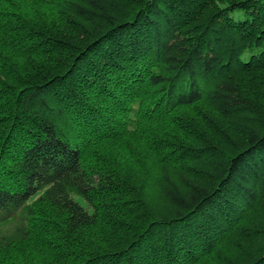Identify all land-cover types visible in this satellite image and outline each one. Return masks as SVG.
Listing matches in <instances>:
<instances>
[{"label":"trees","instance_id":"trees-1","mask_svg":"<svg viewBox=\"0 0 264 264\" xmlns=\"http://www.w3.org/2000/svg\"><path fill=\"white\" fill-rule=\"evenodd\" d=\"M0 264H264V0H0Z\"/></svg>","mask_w":264,"mask_h":264},{"label":"rangeland","instance_id":"rangeland-1","mask_svg":"<svg viewBox=\"0 0 264 264\" xmlns=\"http://www.w3.org/2000/svg\"><path fill=\"white\" fill-rule=\"evenodd\" d=\"M153 180L154 181H152L153 183H151V188H149V196L152 198V199H156L157 197H156V194H158V191H159V188L157 187L158 185H157V182H159L158 181V178L156 177V178H153ZM154 182H156V183H154ZM29 251H31V250H33V249H35V248H27ZM28 251V252H29ZM27 252V250H26V248L24 247V246H22V247H17V249H15V250H12L11 251V253H10V255H11V258L12 257H14L15 259H20V260H22L24 257H25V255L28 253H25ZM38 254V251H37V253L35 254V255H37Z\"/></svg>","mask_w":264,"mask_h":264}]
</instances>
